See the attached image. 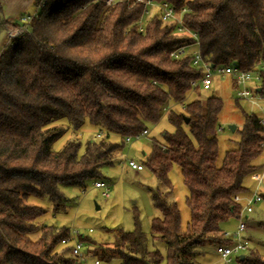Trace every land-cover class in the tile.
Returning <instances> with one entry per match:
<instances>
[{
  "label": "trees",
  "instance_id": "trees-1",
  "mask_svg": "<svg viewBox=\"0 0 264 264\" xmlns=\"http://www.w3.org/2000/svg\"><path fill=\"white\" fill-rule=\"evenodd\" d=\"M107 1L36 0L26 31L0 51V264H73L69 247L60 245L70 228L45 224L46 210L28 200H44L53 215L64 212L68 200L60 187L83 189L87 181H103L101 171L116 165L125 137L157 124L163 113L172 129L153 139L141 161L164 189L149 190L160 217L152 219L149 236L134 215L131 232L103 229L97 239L103 243L83 237L91 260L205 264L207 249L222 243L221 225L237 213V205L230 210L233 196L244 195V181L259 170L252 164L264 139L258 115H244L238 148L226 151L218 165L221 100L185 102L189 92L203 90L191 85L202 71L191 67L189 56L169 54L193 39L157 16L139 28L141 3L127 9L126 0ZM151 1L186 9L182 24L196 33L203 60L252 69L264 99V0ZM19 25L20 18L17 24L6 21L0 7V34ZM85 124L101 138L66 140L52 150L66 131ZM173 167L187 189L190 218L184 230L168 199ZM258 226L264 230V222ZM240 263L264 260L248 248Z\"/></svg>",
  "mask_w": 264,
  "mask_h": 264
},
{
  "label": "rangeland",
  "instance_id": "rangeland-1",
  "mask_svg": "<svg viewBox=\"0 0 264 264\" xmlns=\"http://www.w3.org/2000/svg\"><path fill=\"white\" fill-rule=\"evenodd\" d=\"M36 2L27 14H32L35 10ZM6 34H0V46L6 45ZM2 46V47H3ZM209 96L218 97L222 102V107L218 115V131L216 135L218 157L217 164H221L226 151L238 148L239 133L243 125L245 114H259V108L245 100H237L232 89L229 78H215L209 90H199L189 92L185 102H189L197 97L204 99ZM233 126L235 129H229ZM172 127L166 122L163 113L159 122L151 125L147 131L148 135L139 140H134L125 144L118 158L116 165L111 168H104L101 171L102 179L109 184L108 195L102 196L100 189L93 188V181H87L83 189L77 187H60V191L68 200L64 212L53 215L50 207L44 200L30 198L28 203L36 205L46 210L43 217L45 224L53 227H68L77 231L79 234L90 236L99 240L103 229L121 228L125 232H131L134 228L133 217L138 216L140 228L146 236L150 235L151 221L159 218L160 213L152 206L150 191L163 192V187L145 169L135 171L123 165L125 159H132L141 164L143 158L150 154L153 139L160 141L163 131H170ZM96 129L85 124L76 132L68 130L66 134L57 140L52 150H59L66 140H99ZM117 138L112 135L110 140L116 142ZM171 183V193L168 197L170 202L175 203L179 215L181 230H184L189 222L190 213L186 205L187 189L182 183L181 175L177 167H173L169 174ZM247 189L245 194L252 193L257 189V184L250 178L244 181ZM262 190L261 186H259ZM252 213L245 221L247 229L245 235L248 237V248L257 251L264 260V230L258 226L259 222H264V201L252 206ZM237 220L230 218L221 227L223 230L233 232L236 228ZM88 230L92 232L88 234ZM103 235V234H102ZM96 241L99 243L100 241ZM100 240L108 244L106 237ZM103 243V242H100ZM61 247L58 248L60 250ZM209 254L205 264H219L213 248L207 249ZM67 256V254L65 255ZM91 263V261H89Z\"/></svg>",
  "mask_w": 264,
  "mask_h": 264
},
{
  "label": "built area",
  "instance_id": "built-area-1",
  "mask_svg": "<svg viewBox=\"0 0 264 264\" xmlns=\"http://www.w3.org/2000/svg\"><path fill=\"white\" fill-rule=\"evenodd\" d=\"M126 8H132L136 3L143 4V14L139 21V28H141L144 21L149 20L153 16H157L163 23H174L175 31L178 34H186L193 39V42L189 45L180 46L170 52L171 58H180L189 56L191 61L190 65L193 68L200 69L202 76L199 81L192 82L191 85L200 87L203 90H207L211 87L215 78L227 77L235 84L234 94L236 99L245 100L259 108L258 124L264 128V99L258 94L257 86L260 82L259 75L254 73L252 69H240L236 65L229 66H214L203 60L200 51V44L196 33L189 31L182 24V15L186 12V9L182 8L179 12L176 11L167 2H153L151 0H133L129 2L126 0ZM114 0H108L107 4L111 5ZM36 15V12L32 14H25L20 17V25L16 29H12L6 33L7 42L6 45H10L12 39L21 36L27 28V25ZM148 135L147 130H143L140 134L134 136H127L124 139V144H129L134 140H139ZM97 138H101V134L96 135ZM260 153L252 160L254 166H258L259 170L250 174V179L257 184V189L249 194L235 195L232 198L233 206L230 210H234V206H239L234 218L237 220L236 228L233 232L223 230L220 234L222 243L216 245L213 248L215 255L217 256L219 264H241L240 256L245 255L248 249V237L245 235L247 226L245 221L248 219V215L252 213V206L264 201V139L260 145ZM126 164L128 168L135 171H142L143 167L140 163L135 162L132 159H125L123 165ZM261 186L262 190L258 189ZM109 184L103 181H96L93 183V188L100 189L102 196L108 195ZM92 231L88 230V234ZM85 235L79 234L77 231L70 229L69 236L66 239L61 240L60 245L69 247V256L73 261V264H101L100 261L94 259L91 260L85 251L84 244L80 239ZM91 261V263H89Z\"/></svg>",
  "mask_w": 264,
  "mask_h": 264
},
{
  "label": "crops",
  "instance_id": "crops-1",
  "mask_svg": "<svg viewBox=\"0 0 264 264\" xmlns=\"http://www.w3.org/2000/svg\"><path fill=\"white\" fill-rule=\"evenodd\" d=\"M34 2H36V0H0L3 18L6 21L17 24L18 19L29 12ZM2 46H0V51Z\"/></svg>",
  "mask_w": 264,
  "mask_h": 264
},
{
  "label": "water",
  "instance_id": "water-1",
  "mask_svg": "<svg viewBox=\"0 0 264 264\" xmlns=\"http://www.w3.org/2000/svg\"><path fill=\"white\" fill-rule=\"evenodd\" d=\"M229 129L233 131L235 128L233 126H230ZM240 259H243V256H240Z\"/></svg>",
  "mask_w": 264,
  "mask_h": 264
}]
</instances>
